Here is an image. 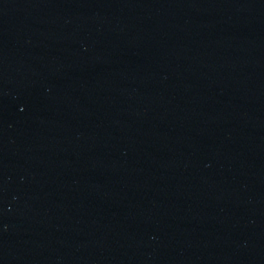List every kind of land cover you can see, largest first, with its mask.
I'll return each instance as SVG.
<instances>
[{
    "label": "water",
    "instance_id": "95a60500",
    "mask_svg": "<svg viewBox=\"0 0 264 264\" xmlns=\"http://www.w3.org/2000/svg\"><path fill=\"white\" fill-rule=\"evenodd\" d=\"M0 264H264V0H0Z\"/></svg>",
    "mask_w": 264,
    "mask_h": 264
}]
</instances>
